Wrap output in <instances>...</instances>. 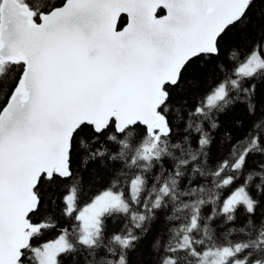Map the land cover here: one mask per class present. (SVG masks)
I'll list each match as a JSON object with an SVG mask.
<instances>
[{
    "label": "snow or ice",
    "instance_id": "obj_1",
    "mask_svg": "<svg viewBox=\"0 0 264 264\" xmlns=\"http://www.w3.org/2000/svg\"><path fill=\"white\" fill-rule=\"evenodd\" d=\"M145 245L264 264V0H0V264Z\"/></svg>",
    "mask_w": 264,
    "mask_h": 264
},
{
    "label": "trees",
    "instance_id": "obj_2",
    "mask_svg": "<svg viewBox=\"0 0 264 264\" xmlns=\"http://www.w3.org/2000/svg\"><path fill=\"white\" fill-rule=\"evenodd\" d=\"M228 127L231 130L232 135L234 137L239 136L241 134L240 130L232 128L231 124H229ZM217 140L219 142L220 137H217ZM142 251H143V259L145 261V264H153V259L154 258H153L152 254H151V250L147 247V245H145V247L143 248Z\"/></svg>",
    "mask_w": 264,
    "mask_h": 264
}]
</instances>
